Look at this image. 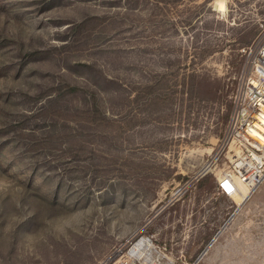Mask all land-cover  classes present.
<instances>
[{
	"label": "rangeland",
	"instance_id": "rangeland-1",
	"mask_svg": "<svg viewBox=\"0 0 264 264\" xmlns=\"http://www.w3.org/2000/svg\"><path fill=\"white\" fill-rule=\"evenodd\" d=\"M263 42L264 0H0V264H264V181L217 187Z\"/></svg>",
	"mask_w": 264,
	"mask_h": 264
},
{
	"label": "built area",
	"instance_id": "built-area-1",
	"mask_svg": "<svg viewBox=\"0 0 264 264\" xmlns=\"http://www.w3.org/2000/svg\"><path fill=\"white\" fill-rule=\"evenodd\" d=\"M233 103L226 137L232 152L217 187L226 197L239 193L240 187L250 196L264 181V42L254 52L250 74Z\"/></svg>",
	"mask_w": 264,
	"mask_h": 264
},
{
	"label": "bare ground",
	"instance_id": "bare-ground-1",
	"mask_svg": "<svg viewBox=\"0 0 264 264\" xmlns=\"http://www.w3.org/2000/svg\"><path fill=\"white\" fill-rule=\"evenodd\" d=\"M223 6V5H222ZM245 192V191H244ZM248 194L247 192H245V194H243V201H245L247 198H248ZM144 245H150L149 241H146V240H142L140 241L139 243H137L133 248L132 250L130 251V255L133 256V257H137V254H139V252L141 251L140 248L141 246H144Z\"/></svg>",
	"mask_w": 264,
	"mask_h": 264
}]
</instances>
